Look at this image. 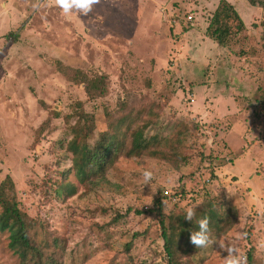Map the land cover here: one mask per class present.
<instances>
[{
  "label": "rangeland",
  "instance_id": "374dc122",
  "mask_svg": "<svg viewBox=\"0 0 264 264\" xmlns=\"http://www.w3.org/2000/svg\"><path fill=\"white\" fill-rule=\"evenodd\" d=\"M220 1L98 0L82 14L55 0H0V192L16 190L38 243L65 242L63 264H165L163 224L180 264H224L228 245L264 264V0H226L246 25L227 47L208 32ZM75 71L107 76L108 94L89 98ZM123 101L153 109L147 137L172 138L166 150L181 156L123 158L89 186L74 173L63 181L77 104L92 143ZM206 108L208 136L195 127ZM158 198L163 211L151 213ZM190 207L193 227L217 213L212 244L183 233ZM9 244L7 231L0 264H20Z\"/></svg>",
  "mask_w": 264,
  "mask_h": 264
},
{
  "label": "trees",
  "instance_id": "16d2710c",
  "mask_svg": "<svg viewBox=\"0 0 264 264\" xmlns=\"http://www.w3.org/2000/svg\"><path fill=\"white\" fill-rule=\"evenodd\" d=\"M245 28L246 25L234 6L226 0H221L211 17L208 32L219 45L227 47L230 41L235 40ZM72 79L77 84L84 86L87 96L91 99H99L108 94L109 85L105 75L90 77L82 71H75ZM72 117H76V121L71 127L72 139L67 148V151L72 154V166L64 173L63 181L71 173H74L80 185L89 186L105 178L108 172L123 158L151 157L156 159L165 157L166 160H170L171 156H167L166 153L181 156L175 148L171 151L166 150L168 147L166 143L170 145L173 141L172 138L147 137V131L154 124L156 118L153 109L135 110L123 101L116 111L108 112L107 129L100 132L92 143L90 137L94 130L82 103L77 104V109ZM197 125L195 127L207 135L209 126L207 124ZM74 187L77 188V185L75 184ZM58 194L61 192L58 191ZM0 209V235L7 231L10 232L9 246L19 255L20 264H63L66 252L65 242L59 237H53L44 244H40L32 237L34 221L22 210L15 189L6 197L0 192ZM162 211V200L158 198L155 207L150 212L161 214ZM204 217H207L209 226L212 225L211 220L219 219L214 210L205 214ZM113 221L117 222L118 219ZM186 228L188 230L185 229L183 232L185 234L198 230V226L193 227L190 221ZM162 234L166 254L165 264H180L181 257L176 256L175 251L174 232L163 224ZM133 245L134 240L125 245L123 252L130 254ZM253 261V253L249 252L247 262L254 264Z\"/></svg>",
  "mask_w": 264,
  "mask_h": 264
},
{
  "label": "clouds",
  "instance_id": "9594fccd",
  "mask_svg": "<svg viewBox=\"0 0 264 264\" xmlns=\"http://www.w3.org/2000/svg\"><path fill=\"white\" fill-rule=\"evenodd\" d=\"M98 0H55L64 13H68L70 9H79L82 14H86L90 10V6ZM211 141H209L210 143ZM143 180L145 184L153 177V172L149 169H145L142 172ZM194 215L193 209L190 207L185 211L184 219L192 221ZM198 230L190 233V242L196 247H204L213 243L210 239L208 219L204 217L197 222ZM227 255L224 257V264H246V257L238 251V249L232 245H228L224 248Z\"/></svg>",
  "mask_w": 264,
  "mask_h": 264
},
{
  "label": "built area",
  "instance_id": "2783aa9c",
  "mask_svg": "<svg viewBox=\"0 0 264 264\" xmlns=\"http://www.w3.org/2000/svg\"><path fill=\"white\" fill-rule=\"evenodd\" d=\"M188 19L192 21L193 17H192V16H189ZM187 102H188L189 104H195L196 101H195V98H194L191 94H189ZM208 117H209V108H206V109L204 110V112H202V113L200 114V116H197V117H196V119H197V123L200 124V125H202V126L206 125V124H207V121H208ZM207 133H208V132H207ZM212 140H213V139H212ZM165 194H166V195H169V191L166 190V191H165Z\"/></svg>",
  "mask_w": 264,
  "mask_h": 264
}]
</instances>
